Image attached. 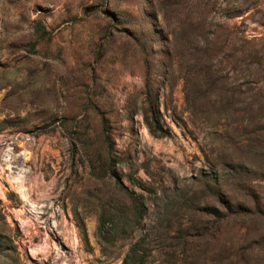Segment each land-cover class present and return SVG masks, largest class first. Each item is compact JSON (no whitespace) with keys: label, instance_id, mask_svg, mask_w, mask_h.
Listing matches in <instances>:
<instances>
[{"label":"rangeland","instance_id":"374dc122","mask_svg":"<svg viewBox=\"0 0 264 264\" xmlns=\"http://www.w3.org/2000/svg\"><path fill=\"white\" fill-rule=\"evenodd\" d=\"M0 264H264V0H0Z\"/></svg>","mask_w":264,"mask_h":264},{"label":"trees","instance_id":"16d2710c","mask_svg":"<svg viewBox=\"0 0 264 264\" xmlns=\"http://www.w3.org/2000/svg\"><path fill=\"white\" fill-rule=\"evenodd\" d=\"M150 90L151 89L149 88V85L146 83L144 88L145 105L141 110V115L143 122L146 125L148 131L151 133H155L156 131H158L157 129L159 128L157 124V118H158L157 114L159 110L156 104L155 94ZM103 142H104L106 155L108 154V156L100 160H98L96 157L89 158L88 160L89 170L92 174L96 176H102L106 172V170L111 167L114 161V157H112V154L109 153L111 149V142L106 132H103ZM118 184L120 187L122 188L124 187L121 182H118Z\"/></svg>","mask_w":264,"mask_h":264}]
</instances>
